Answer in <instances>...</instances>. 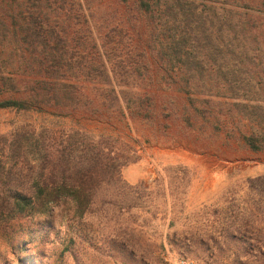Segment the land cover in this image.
<instances>
[{"label": "rangeland", "instance_id": "1", "mask_svg": "<svg viewBox=\"0 0 264 264\" xmlns=\"http://www.w3.org/2000/svg\"><path fill=\"white\" fill-rule=\"evenodd\" d=\"M92 5L96 22L113 23L109 1L93 0ZM129 17L114 22H122L134 51L144 55L138 60L146 73L130 78L144 80L133 91L151 98L147 118L125 107L122 116L112 117L73 111L62 118L53 108L0 111L3 134L27 124L71 126L120 139L135 151L121 170L125 186L99 189L96 203L81 219L64 201L0 225V264H173L180 258L197 264H251L237 249L242 244L230 243L222 232L244 221L257 231L253 246H262L264 146L254 152L243 136L264 135V62H217L215 67L203 62L200 72L187 76L192 83L186 94L181 81L186 76L166 72L148 47L152 26ZM124 49L115 50V61L128 56Z\"/></svg>", "mask_w": 264, "mask_h": 264}, {"label": "trees", "instance_id": "2", "mask_svg": "<svg viewBox=\"0 0 264 264\" xmlns=\"http://www.w3.org/2000/svg\"><path fill=\"white\" fill-rule=\"evenodd\" d=\"M106 1L113 23L94 20L93 0H0V111L53 108L62 118L73 111L112 117L122 116L125 107L147 118L151 98L133 91L144 80L130 78L146 73L138 60L144 55L134 51L122 22H114L127 13V21L143 18L152 26L147 45L166 72L186 76L181 78L186 94L192 83L187 76L200 72L203 62L209 67L264 62V0L256 5L252 0ZM117 48H126L128 56L115 61ZM244 99L258 102V97ZM243 141L257 152L264 135H246ZM130 153L135 151L116 137L71 126L24 124L0 132V225L64 201L73 204L74 217L83 218L99 189L125 186L121 170L133 158ZM107 203L122 206L117 199ZM222 232L230 243L242 244L237 249L251 264H264V241L253 246V224L244 221Z\"/></svg>", "mask_w": 264, "mask_h": 264}, {"label": "built area", "instance_id": "3", "mask_svg": "<svg viewBox=\"0 0 264 264\" xmlns=\"http://www.w3.org/2000/svg\"><path fill=\"white\" fill-rule=\"evenodd\" d=\"M173 264H197L193 259L180 258L173 262Z\"/></svg>", "mask_w": 264, "mask_h": 264}]
</instances>
